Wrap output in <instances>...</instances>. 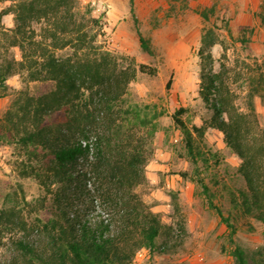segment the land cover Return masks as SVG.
<instances>
[{
  "label": "trees",
  "instance_id": "obj_1",
  "mask_svg": "<svg viewBox=\"0 0 264 264\" xmlns=\"http://www.w3.org/2000/svg\"><path fill=\"white\" fill-rule=\"evenodd\" d=\"M133 3L130 0L132 11ZM79 5L78 0H14L0 11V97L16 74L51 84L40 94L19 90L0 126V138L23 156L22 176L44 187L47 211L27 223L16 207L0 209V225L24 233L13 240L16 256L0 264H133L143 248L150 253L169 249L167 241L160 245L158 240L171 227L136 192L146 178V154L143 144L135 142L136 130L145 128L153 136L160 112L149 117L137 104L124 105L137 71L156 75L157 67L119 65L98 42L104 34L101 19L91 15L90 4L84 12ZM261 6L257 15L264 22V0ZM5 14H13V27L3 25ZM201 15L208 19L206 12ZM136 30L141 49L153 55L150 39ZM239 39L247 41L245 36ZM217 42V34L208 28L198 50L199 95L212 110L210 118L190 127L184 107L172 118L195 164L202 155L197 137L208 127L221 131L226 146L240 159L237 170L245 185L229 190L228 210L215 202L204 176L196 181L226 227L221 250L232 256L233 264H264V125L254 103L264 97V65L255 62L251 68L248 112H238L229 106L222 76L213 68L210 51ZM11 48H18L19 58L10 54ZM62 50L68 52L59 53ZM97 206L102 208L97 220L86 218ZM251 220L263 226V243L254 250L237 237L243 223L253 228ZM30 231L39 237L31 239Z\"/></svg>",
  "mask_w": 264,
  "mask_h": 264
},
{
  "label": "rangeland",
  "instance_id": "obj_2",
  "mask_svg": "<svg viewBox=\"0 0 264 264\" xmlns=\"http://www.w3.org/2000/svg\"><path fill=\"white\" fill-rule=\"evenodd\" d=\"M13 1L0 0V11ZM78 1L82 12L90 4L91 15L101 19L104 34L98 36V42L115 55L119 65L157 67L156 75L137 71L124 105L137 104L149 117L160 112L154 119L158 126L153 136L145 128L136 130L135 142L143 144L146 154V178L136 192L171 227L158 240L160 245L167 241L169 249L150 253L143 248L133 264H233L232 256L221 250L226 227L206 204L196 178L204 176L215 202L226 211L231 207L229 190L245 185L237 170L240 159L224 143L223 133L208 127L202 138L197 137L202 155L195 164L172 114L179 107L186 108L183 118L190 127L203 125L212 114L199 95L202 66L198 50L208 28L218 37L210 52L213 68L224 81L229 106L248 112L250 70L255 62L264 65V22L257 15L263 10L261 0H134L133 11L130 0ZM2 23L13 27V14H5ZM136 27L150 39L153 55L141 49ZM244 36L247 41L242 42L239 38ZM10 54L20 57L18 48H11ZM7 84V94L0 97V126L19 90L40 94L51 88L47 82L28 81L25 73L9 77ZM254 103L258 121L264 125V97H256ZM22 158L14 145L0 138V209L16 207L19 217L32 223L47 215L45 190L35 178L22 176ZM90 210L85 217L97 220L102 208ZM250 222L253 228L243 223L237 237L254 250L263 243V226ZM29 234L33 240L39 237L36 232ZM23 235L19 227L9 230L0 225V262L16 256L13 240Z\"/></svg>",
  "mask_w": 264,
  "mask_h": 264
},
{
  "label": "built area",
  "instance_id": "obj_3",
  "mask_svg": "<svg viewBox=\"0 0 264 264\" xmlns=\"http://www.w3.org/2000/svg\"><path fill=\"white\" fill-rule=\"evenodd\" d=\"M93 220H95V219H93Z\"/></svg>",
  "mask_w": 264,
  "mask_h": 264
}]
</instances>
